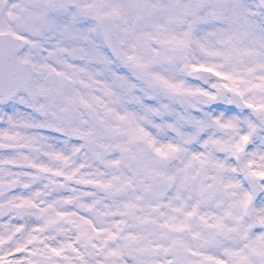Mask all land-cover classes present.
Masks as SVG:
<instances>
[{"label":"snow or ice","instance_id":"1","mask_svg":"<svg viewBox=\"0 0 264 264\" xmlns=\"http://www.w3.org/2000/svg\"><path fill=\"white\" fill-rule=\"evenodd\" d=\"M0 264H264V0H0Z\"/></svg>","mask_w":264,"mask_h":264}]
</instances>
